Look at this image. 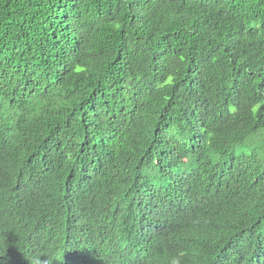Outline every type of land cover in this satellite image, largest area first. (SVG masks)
I'll return each instance as SVG.
<instances>
[{
  "label": "trees",
  "instance_id": "obj_1",
  "mask_svg": "<svg viewBox=\"0 0 264 264\" xmlns=\"http://www.w3.org/2000/svg\"><path fill=\"white\" fill-rule=\"evenodd\" d=\"M0 264H264V0H0Z\"/></svg>",
  "mask_w": 264,
  "mask_h": 264
},
{
  "label": "clouds",
  "instance_id": "obj_2",
  "mask_svg": "<svg viewBox=\"0 0 264 264\" xmlns=\"http://www.w3.org/2000/svg\"><path fill=\"white\" fill-rule=\"evenodd\" d=\"M171 147H173V152H176L177 153V145H176V143L174 141V138H173L172 146Z\"/></svg>",
  "mask_w": 264,
  "mask_h": 264
}]
</instances>
